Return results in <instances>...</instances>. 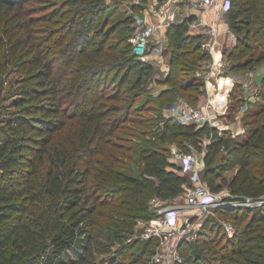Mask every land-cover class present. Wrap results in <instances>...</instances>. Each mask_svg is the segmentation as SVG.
I'll use <instances>...</instances> for the list:
<instances>
[{"label": "trees", "instance_id": "trees-1", "mask_svg": "<svg viewBox=\"0 0 264 264\" xmlns=\"http://www.w3.org/2000/svg\"><path fill=\"white\" fill-rule=\"evenodd\" d=\"M109 6L0 0V264H146L153 240L113 248L115 237L136 234L138 221L155 215L153 196L173 200L190 183L170 160L171 145L200 154L210 128L163 109L181 97L200 102L204 80L196 71L210 56L204 34L191 32L193 15L168 26L166 87L149 98L160 113L142 118L136 102L161 70L133 52V14L109 24ZM226 20L237 39L223 48L222 75L264 65V0H230ZM9 67L23 75L8 89L12 111L2 80ZM253 91L247 98L236 78L229 99L250 104L251 119L244 133L223 130L201 157L202 179L214 191L264 195V73ZM227 169L235 171L223 176ZM223 220L235 227L232 236ZM182 253V264H264V204L216 208Z\"/></svg>", "mask_w": 264, "mask_h": 264}, {"label": "built area", "instance_id": "built-area-1", "mask_svg": "<svg viewBox=\"0 0 264 264\" xmlns=\"http://www.w3.org/2000/svg\"><path fill=\"white\" fill-rule=\"evenodd\" d=\"M153 1L145 3L142 0H134V4L140 5L141 9L139 12H133V9L130 8V13L133 14L134 31L129 41L132 44L133 52L143 61H147L151 56L159 64L165 66L163 72L167 73L169 63L165 62L168 47L166 30L172 23L193 15L194 17L190 21V30L194 33L204 34L202 45L211 55V61L205 66V87L208 94L211 91L217 92L216 85L218 89L216 95L213 97L210 94L204 104H192L190 101L180 98L168 106V114L182 122L198 126L207 124L211 130V137L203 140L200 154H189L176 145L171 147L170 160L176 162L181 171L189 175L190 183L185 185L181 203L173 202L174 199L167 200L156 195L153 196L150 200V208L155 215L147 221L141 235L135 236V239L141 237L143 240L155 242L146 264H182L184 262L182 246L198 238L205 218L209 214H214L216 208L261 206L264 204V195L258 198L235 196L227 187L214 191L202 179L203 162L201 157L205 153L206 146L214 138V134L221 135L228 126L220 117L223 111L220 110L221 106L219 107V105L223 104L225 99L217 98L222 92V87L219 82L213 81L212 76L219 66L225 64L224 58L221 56V33H226L225 43L227 44L235 43L237 39L236 33L229 28V25L225 30H222V23L219 22V16L227 12L230 0ZM152 14L156 16V20L151 17ZM206 14L211 16V20L208 22L204 19ZM223 224L228 235L232 236L235 233V227L231 221L223 220Z\"/></svg>", "mask_w": 264, "mask_h": 264}, {"label": "rangeland", "instance_id": "rangeland-1", "mask_svg": "<svg viewBox=\"0 0 264 264\" xmlns=\"http://www.w3.org/2000/svg\"><path fill=\"white\" fill-rule=\"evenodd\" d=\"M154 2L153 0H146L145 3L147 2ZM106 2L108 4H110V6L107 8V13H108V16H109V24H113V22H116L118 21L120 18H123L125 17L127 14H130V8H132V5L134 4V0H106ZM2 39L4 41V46L6 48H8V42H7V35H3L2 36ZM233 43H222L221 45V51H222V58H224V61L225 63L227 64L228 61L226 59V57H224V52H223V48L225 46H232ZM168 49V47H167ZM207 50V49H205ZM207 52H209L207 50ZM210 54V53H209ZM165 62H167L168 60V53H167V50H166V54H165ZM154 60V63L156 64V66L161 70L160 72L159 71H154L150 78L148 79V83H147V87H146V90H145V93L142 94V96L139 98V100L136 102V104H139L142 102V108L141 109H137L138 111H134V113L138 116H141L142 118H149L151 116H157L159 113H160V110H159V106L158 103L156 101H152L150 100L149 98L153 95H157V93L159 91H161L163 88L166 87V85L162 84V80L164 78V75L165 73H163V68L165 66H163L161 63L159 64L157 61H155L154 58H148V60ZM207 61H211V55L209 56V59L208 60H205L203 62V64L200 65V67L198 68V70L196 71L198 75H200V77L203 78L204 80V84H203V87L202 89H204V94L201 96L204 97V96H207V98L210 96V94H208V90L207 88L205 87L206 85V77H205V71H206V64H207ZM13 67H9L8 71H5V74L3 75L2 77V80H4V90H3V94H5V96H8V99H7V103H6V108L8 109V111H12L13 107H11V100L15 97V95H13V93H10L8 92V89L10 90H15L19 85L21 86V81L20 79L23 77V75L18 72V68H15V69H12ZM218 74H216L217 76ZM261 75V73H259V76ZM263 76V74H262ZM18 80H19V83H18ZM21 87H19V90ZM215 90H217L218 92V89L217 87H215ZM217 92H212V96L214 97L216 95ZM63 96L67 97V98H71V96L68 94V91H64L63 90ZM15 94V93H14ZM19 94V93H16V95ZM252 96V95H251ZM182 98V97H181ZM205 98V101L207 100L206 97ZM247 98H250V97H247ZM180 99V98H179ZM186 100H188V98H184ZM253 99V98H252ZM189 101V100H188ZM202 102V103H197V104H204L205 103ZM172 103V102H171ZM170 102L167 103V105L164 107L163 109V113L166 115V116H170L167 112V108L168 106L171 104ZM194 104V103H192ZM221 106V111H223V113H221L220 117L225 121L227 120V117L226 119L224 118V116L227 114V116H229V119L231 120H234L235 122L236 121H239L241 123V125L246 128V122L248 123L249 120L251 119V116L248 117V110L250 109V104L248 103H242L240 101H232L231 99H229V97H225V100L223 102V104L219 105V107ZM5 109V108H4ZM231 112V113H230ZM154 123L157 122V120H154L153 121ZM226 122V121H225ZM75 128V126H72V128L70 129H73ZM69 129V130H70ZM211 130H206L204 132V138L207 139V138H210L211 136ZM244 133V132H243ZM210 136V137H209ZM214 137L215 134H214ZM122 143H124L122 141ZM175 145V144H172L171 147ZM177 146V145H176ZM43 168H44V171L49 168V164L48 163H45L43 165ZM203 170V169H202ZM235 169H227L226 171H223L222 175L223 176H231L233 173H234ZM220 180V178H217V181ZM210 216V214L208 215ZM207 216V217H208ZM206 217V218H207ZM205 218V219H206ZM147 221L148 220H139L138 221V224H137V227H136V234H130V233H127V232H124L122 233L119 237H115V244L112 245L113 248L115 247H119V246H122L123 244H126L127 242H132L134 239H135V236H139L141 235V233L143 232L144 228L146 227L147 225ZM202 228V227H201ZM201 230V229H200ZM139 240H142L141 237H139ZM154 249V246L152 247V251ZM151 251V253H152ZM150 253V255H151ZM149 255V256H150Z\"/></svg>", "mask_w": 264, "mask_h": 264}, {"label": "crops", "instance_id": "crops-1", "mask_svg": "<svg viewBox=\"0 0 264 264\" xmlns=\"http://www.w3.org/2000/svg\"><path fill=\"white\" fill-rule=\"evenodd\" d=\"M182 7L185 8V6H182ZM193 13L196 14L195 12H193ZM151 17L154 20L157 19L156 16H154L153 14ZM204 19L206 20V22H208L209 20H211V16L209 14H206V17H204ZM219 22L222 23V27H221L222 30H225V28L228 27V24L226 21V13H222L219 16ZM224 32H226V31H224ZM225 41H226V33H221L220 42L224 43ZM226 65L227 64L225 63L223 66H219L217 68V70H215L214 75L212 76L213 81L215 83L219 82V85H221V87H222V81H223L225 83V86H226L225 89H222V92L217 96V98L222 100V99H225V97H229L231 89L233 88V86L235 84L236 78H239L240 80L243 81V83L245 85V96L250 97V98H254L253 94L255 91H253V90L258 85V83L260 82V80L262 78V74L264 73V65L263 64L258 65L254 71H251L249 73H242V74H238L236 76H234V75L233 76L232 75L223 76L222 74H223V71H224ZM259 73H261L260 76H259ZM216 74H218V75L216 76ZM215 87H217V85ZM209 94H213L212 91ZM204 97L207 98V96H204ZM204 97L201 98L200 103L205 101ZM226 117H227V120H225V121L228 125L226 127V129L231 130L233 135L240 134V133L244 132V127L241 125V123L239 121L235 122L234 120L229 119V116L225 115L224 118L226 119ZM215 136H216V134H215ZM203 165H204V163H203ZM182 197H183V195H180L179 197L174 198L173 202L181 203L183 200Z\"/></svg>", "mask_w": 264, "mask_h": 264}, {"label": "bare ground", "instance_id": "bare-ground-1", "mask_svg": "<svg viewBox=\"0 0 264 264\" xmlns=\"http://www.w3.org/2000/svg\"><path fill=\"white\" fill-rule=\"evenodd\" d=\"M226 86H225V83L222 81V89H225Z\"/></svg>", "mask_w": 264, "mask_h": 264}]
</instances>
